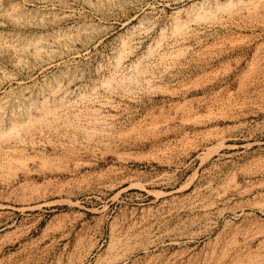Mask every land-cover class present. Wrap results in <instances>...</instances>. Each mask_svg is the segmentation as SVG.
Segmentation results:
<instances>
[{
    "label": "rangeland",
    "instance_id": "rangeland-1",
    "mask_svg": "<svg viewBox=\"0 0 264 264\" xmlns=\"http://www.w3.org/2000/svg\"><path fill=\"white\" fill-rule=\"evenodd\" d=\"M0 264H264V0H0Z\"/></svg>",
    "mask_w": 264,
    "mask_h": 264
}]
</instances>
